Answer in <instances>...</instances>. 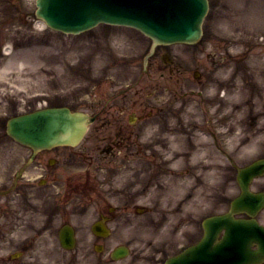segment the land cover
<instances>
[{
  "label": "flooded vegetation",
  "instance_id": "af4514ba",
  "mask_svg": "<svg viewBox=\"0 0 264 264\" xmlns=\"http://www.w3.org/2000/svg\"><path fill=\"white\" fill-rule=\"evenodd\" d=\"M164 50L158 47L153 57L168 69L163 92L167 97L148 105L142 82L133 91L109 97L103 106L89 107L94 120L80 146H54L33 154L28 147L0 139V264H89L88 255L97 256L93 264H110V252L100 260L103 253L80 251L77 243L103 246L107 240L93 234V223L112 225L118 210L139 207L135 203L141 189L127 190L125 184L133 180H121L113 169L122 163H135L129 170L136 171L142 181L139 171L146 162L152 175L175 176L167 169L169 160L188 159L192 139L209 137L213 146L209 155L215 158L221 159L223 148L229 147L228 134L219 132L226 105L218 94L229 88L228 80L219 79L220 71L224 70L222 77L229 76L233 89L230 119L237 125L248 115L246 121H250L243 128L245 141L252 145L247 164L264 160V84L258 87L260 110L253 113L256 82L251 69L242 67V60L216 53L189 60L170 58ZM184 74L186 79L181 84ZM163 78H154L155 88H163ZM174 137H182L186 143L176 145ZM206 146L202 141L201 147ZM196 147L200 148L198 144ZM104 162L110 168L102 166ZM104 170L106 175H99ZM164 182L159 179L154 183ZM250 187L254 193L262 192L264 174ZM218 202L224 204L221 196ZM256 220L264 226V209L256 214ZM68 230L76 242L71 251L59 245L60 233Z\"/></svg>",
  "mask_w": 264,
  "mask_h": 264
},
{
  "label": "rangeland",
  "instance_id": "374dc122",
  "mask_svg": "<svg viewBox=\"0 0 264 264\" xmlns=\"http://www.w3.org/2000/svg\"><path fill=\"white\" fill-rule=\"evenodd\" d=\"M34 1L0 0V139L6 138L1 129L7 118L13 115L46 105H64L89 111V107L103 106L112 94L134 83L141 74V62L137 61L139 55L136 59H128L117 50L124 42L123 46H131L142 41L139 33L122 27L101 25L77 36L53 32L35 20ZM209 3V13L203 22L202 42L197 47L173 45L164 51L169 55L180 52L182 57L198 58L206 44H215L217 47L206 49L203 51L204 55L213 52L225 54L221 48L227 43L232 45L231 49L236 53L242 51L241 45L250 44L255 55L249 56L248 65L253 66L256 78L259 71L264 77V0H209ZM233 50L231 52L234 53ZM167 71L159 58H154L149 63L148 76L142 78L146 88L143 99L148 103L159 97V92L162 91L155 88L154 78L157 75L167 76ZM185 76L184 74L181 84L184 83ZM257 96L258 92L255 90V98ZM255 103L257 105V101ZM245 124L246 116L236 126L235 138L238 143L243 139L241 132ZM183 142L185 143V139L180 143ZM209 163L212 164L209 161L197 163L195 167L191 164V175L194 168L204 166L197 177L202 176L201 182L206 178L212 179L211 186L204 190L203 203L209 201L207 204L183 211L180 210V205H174L172 209H159L154 201L158 198L153 196L154 191L151 189L152 193L147 197L141 194L136 200L135 205L146 207L142 214L135 213V206L133 210L129 206L117 211L119 216L112 223L111 238L104 245L109 248L119 244L128 245L131 256L123 263L136 264L141 242H151L148 245L155 246V252L151 255L154 258L159 252L165 254L163 250L166 253L169 251V248L157 247L155 241H172L175 231L177 234L171 245L172 250L180 244L197 240L201 235L202 219L215 211H210V208L211 203L214 204L216 181H221L223 186L224 183L229 184L231 179L225 161L220 170L221 178L217 175L218 170ZM101 165L110 168L106 162ZM135 165L131 163L126 166L122 163L112 170L116 176L121 175V180H133L129 185L125 184L127 190L141 189V193L149 184L162 177L158 172L155 175L149 173L151 165L142 162V168L139 167V172L143 174L141 181L135 175L136 171L129 170V167L134 169ZM207 172L212 175H207ZM103 174L106 175V170L99 173ZM199 186L198 181L193 178L190 186L191 199H201L203 193L193 191ZM229 188L235 191L233 180ZM110 204L114 205L112 202ZM77 249L90 251L91 244L79 242ZM95 258L97 259L96 255H88L86 259H90L89 264H93ZM153 262L152 259L144 264Z\"/></svg>",
  "mask_w": 264,
  "mask_h": 264
},
{
  "label": "water",
  "instance_id": "95a60500",
  "mask_svg": "<svg viewBox=\"0 0 264 264\" xmlns=\"http://www.w3.org/2000/svg\"><path fill=\"white\" fill-rule=\"evenodd\" d=\"M35 5L36 18L54 30L77 34L98 23L124 25L139 29L154 43L162 44L196 42L208 9L206 0H36ZM86 124V116L81 113L72 114L65 108L46 109L9 120L7 133L37 149L77 143ZM221 226L226 229L225 236L216 242ZM203 228V239L168 264L251 263L246 227L224 217L221 222L208 219Z\"/></svg>",
  "mask_w": 264,
  "mask_h": 264
},
{
  "label": "bare ground",
  "instance_id": "6f19581e",
  "mask_svg": "<svg viewBox=\"0 0 264 264\" xmlns=\"http://www.w3.org/2000/svg\"><path fill=\"white\" fill-rule=\"evenodd\" d=\"M142 42V41H140ZM138 42L137 44H132L131 46H123L121 45L117 50L119 51L120 54H124L126 55V57L128 59H131L135 56L136 52L142 47L143 43ZM194 160V159H193ZM170 162L168 164L169 167L173 166V168L177 169H181V161L179 159H175V160H169ZM193 163H196L198 161H192ZM212 165H216V162H212ZM195 166V165H192ZM175 169H173V171L175 172ZM211 172H207V175H212L210 174ZM168 177H171L170 174L168 175ZM165 181L168 183V186L166 187H160L158 188V193L161 194L162 199L159 197L158 201L159 202H164L166 203L167 207L172 208L174 205H176L178 202L182 203V206L180 208V210H185L188 207L189 208H196V207H200L201 203L203 201V198L201 196L202 199H190L189 201H187V197L188 195L186 193L183 192L184 188H188L190 186H192L193 184V178L191 176L188 177H182V178H174V179H165ZM194 193H204V187L202 186V184L199 187H196L194 190ZM162 229V228H160ZM169 240H159L157 243H168ZM144 243V242H143ZM145 244V243H144ZM150 244V242H146L145 245Z\"/></svg>",
  "mask_w": 264,
  "mask_h": 264
}]
</instances>
